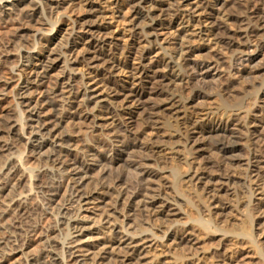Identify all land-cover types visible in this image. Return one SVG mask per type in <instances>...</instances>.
Masks as SVG:
<instances>
[{
	"label": "rangeland",
	"instance_id": "obj_1",
	"mask_svg": "<svg viewBox=\"0 0 264 264\" xmlns=\"http://www.w3.org/2000/svg\"><path fill=\"white\" fill-rule=\"evenodd\" d=\"M54 1L47 0L45 4L40 5L37 0H32L30 5L35 4L39 12V7L42 6L44 14L40 12V14L27 15L23 10L26 8L23 2L27 0H0V5L15 6L12 7L13 11L0 14V127L6 120L13 119L18 114H22L24 118L30 116L28 112H21L23 108L20 102L23 100L18 97L23 78L27 77L26 68L23 66V63L24 65L26 63V57H37L40 53L48 54L47 51L58 41L71 45L79 43L86 37L91 39L90 35L86 34V29L89 27L109 26L110 30L104 33L105 35H96L95 39L99 42L105 37L109 43L115 46L117 44L120 48L128 46L143 32H151L149 26L144 25L142 21L133 23L132 16L123 7L124 3L109 7L107 3L94 2L95 7L92 10L86 0ZM243 1L220 0L215 3L213 0L206 2L174 0L171 3L173 8L171 9H178L179 21L170 28L162 27L151 32L149 37L151 45L142 47L139 54L133 56L134 59L129 60L127 65L125 60L119 57L120 67L127 68L126 72L121 73L122 69L118 67L116 73L108 78L103 72L102 61L87 67L86 64H82L71 72L63 60L51 71L50 77L43 86L30 90L31 94L27 96L31 102L43 101L45 98L52 97L50 91L57 88V82L61 77L76 75L81 76L80 78L85 77L86 81L95 77L100 84L97 87L100 90L99 93L111 97L112 90H104L103 83L110 84L113 88L130 89L133 86L132 72H130L132 64L139 66L142 63L149 66L160 61L163 63L160 72L171 79L173 76L174 79L173 82H166L169 84L166 89L168 94L146 96L143 99L144 108L137 105L132 109L135 111L132 119L134 131H140V128L144 127L142 126L144 115L152 111L158 112L154 116L158 127L152 131V134L147 135H149L148 139L152 135L151 139H158L161 143L159 144L166 148V151L160 164L150 168L157 175L154 181L145 180L140 185L139 179L149 169L137 163V154L123 151L116 144H111L114 135L109 129L86 130L82 127L80 120L65 121L60 129L72 142L74 141V146L71 147L72 156L66 161L65 167L69 168L74 161L78 163L77 167H71L70 169H73L66 172H55L51 164L39 158L31 145L26 142H18L11 136L6 137L11 142V149L6 154L15 158L18 163L13 169L15 174L19 176L24 173L23 175H27L24 177L38 180L31 183L34 202L33 208H29L28 212L2 215L0 208V240L14 236L12 248L22 246L25 250L22 252L23 255L21 253L14 257L15 259L8 257L5 264H44L47 261L46 256L49 255L47 240L52 237L64 245L65 249L69 247L68 242L77 240L74 247H76L75 250H79L78 255L86 259L84 264H120L127 252L126 248L121 250L117 242L123 236H134L138 240L147 239L157 244L159 260L163 264H224V262L264 264V196L261 194L264 193V189H262V181L255 176L257 172H262L264 177V166L256 173L252 172L253 169L248 160L251 148L244 141L243 125H241L242 120L245 124L246 121L264 118V57L256 53L242 54V56H253L256 59L237 68L234 66L233 59L241 57V54L236 51H230L233 53L230 54L224 47L215 45V40L220 38V34L225 30L224 34L228 33L232 36L240 34L241 31L238 30L240 27L235 26L239 24H233L227 19L240 12ZM126 13L127 16L124 17ZM187 19L190 20V24L187 23ZM212 22L219 27L220 32L215 33L218 34V38L212 34L213 25L210 24ZM243 46L240 45L241 48ZM106 49L107 52L110 50L109 47ZM142 52L147 54L143 60L139 58ZM178 52H183V55L191 61L210 59L214 62L218 59L222 65L216 73H211L215 77L208 78L210 83L236 82L232 84V87L230 86L231 88L226 87L219 91L215 85L211 89L208 86L202 90L201 86L194 81L183 80V83L178 81L179 77L183 78V73L176 67L177 59H169L171 55ZM83 54L84 50L81 46L74 55L81 59ZM72 56L70 59L74 60L76 57ZM245 72V76L240 78V75ZM253 82L256 83L255 89L251 86ZM156 86L160 87L155 83L152 88ZM60 91L61 87L56 94L63 95L64 93ZM198 94L204 95L197 98ZM60 95L56 97V101L61 100ZM123 98L117 100V106L105 103L101 106L117 107L120 110L119 104L122 103ZM74 107L76 109L77 105ZM68 108V112L74 111ZM81 110L85 109L81 108ZM177 111L178 113H208L204 120L199 121L200 134H197L198 147L195 152L184 148L183 140L177 137V132L172 127L176 117L174 112ZM221 112L225 113L222 117ZM217 115L221 117V120L212 122L215 117H218ZM129 118L127 115L125 121ZM27 124L32 123L27 121ZM257 124V127L251 125L249 129L255 130L257 135L263 137L264 123ZM126 137V135L122 137L123 141L127 143L133 141V136L129 137L132 141ZM217 142H222L218 149L215 147ZM226 149L232 150L227 154V158L235 162L234 171L226 173L215 167L207 170L198 169L203 163L218 162ZM261 157L263 158L264 155H260V159L263 160L264 158ZM4 160L3 157L0 159V165ZM104 166L107 167L104 168ZM109 169L112 173L123 170L125 173L121 176L124 177L123 181L110 182L105 177ZM174 169L179 171L178 176L174 177L172 174ZM58 181L61 186H58ZM74 181L80 184L87 183L84 186L85 189L92 191L90 200L84 202L85 204L74 202L75 199L71 195ZM88 182H94V184L99 182L97 184L107 188L104 190L100 186V188H94V185L91 186ZM148 184L160 189V195L156 198L147 195L145 189L149 186ZM213 188H224L222 192L216 190L212 193L217 194L223 201V206L227 208L222 209L224 211H221V207L218 208L217 205L207 209L200 198ZM253 189L256 191L255 194H252ZM153 199L160 202L154 211L162 212L165 210L163 205H166L169 206V215L161 220H155L145 212L144 215L150 218L144 222L145 217L135 211L136 206L149 203ZM63 206L69 208L74 217L77 216V220L82 223L84 228L82 233L69 236L68 228L61 224ZM261 206L262 211L257 212ZM198 215H201L203 219L212 216L211 229L208 233L200 230L193 221V218ZM195 226L196 237H192L190 244L181 245L180 241L171 242L166 234ZM242 226L247 227L248 234L253 237V240L241 230ZM20 227H25L27 232L20 230ZM261 233L262 236H260ZM59 248L58 244V251L61 252L58 253L62 259V263L59 261L58 264H73L70 259L69 261L66 259L64 249ZM27 252L31 254L28 256ZM184 252L188 253V258L183 262L177 261V255Z\"/></svg>",
	"mask_w": 264,
	"mask_h": 264
},
{
	"label": "bare ground",
	"instance_id": "obj_2",
	"mask_svg": "<svg viewBox=\"0 0 264 264\" xmlns=\"http://www.w3.org/2000/svg\"><path fill=\"white\" fill-rule=\"evenodd\" d=\"M45 1L37 0V3L43 5L45 4L44 3ZM50 1L55 2L54 0H50ZM86 1L88 2V5L92 10L95 7L93 4L94 2H98L100 4L107 3L109 7H111L112 5L120 6L121 3H124L123 7L124 9H127L126 11H128L129 14L132 16L133 23L142 21L144 25L149 26V31H151L152 33L157 31L158 28H162V27L170 28L177 21H179L180 14L178 15V9L172 10L173 8L171 3L174 0H86ZM199 1L206 2L208 0H199ZM219 1L220 0H213V2L215 3H218ZM31 2L32 0L29 1L27 0V2H23L26 4L25 7L27 8V9L23 8V10H25V13H27V15L40 14V12L43 13L44 10L42 6L39 7L40 9L39 12L35 4L34 5L31 4L32 6L30 5ZM12 7L15 6L13 4L0 5V14H4V13L6 14L7 11H13ZM239 11L240 12L237 15H234L233 17L231 16L227 19V21H231V23L233 22V24L234 23L239 24V25H235L237 27H240L238 30L241 31L240 34L237 36L234 35L232 36V34L228 35V33L224 34V32L226 31L225 30L224 32H222L223 36L221 33L220 38H218L217 37L218 34L216 35L215 33L219 31V27L213 22L210 23L213 25L212 34L218 38L217 40H215V45L222 46L225 49H227L229 52L236 51L239 54H241L240 55L241 57L238 56L235 59H233L234 66L237 68L240 66H244L245 63H250L251 61L256 59L253 56H247V57L242 56V54L256 53L257 55H262L264 57V0H244L242 3L241 10ZM126 16L127 13L124 17ZM187 23L190 24L189 19H187ZM108 30H110L109 26L98 27V28L89 27L88 29H86V34L90 35L91 39L86 37L83 38L79 43L77 42L76 44H71V45L68 43L64 44L61 41H58L51 49H49V51H47L48 54L40 53L39 55H37V57L34 56L26 57V61H25L26 63L25 65L23 63V66L26 68L25 71H27V77L23 78L22 84L19 87L18 97L19 99L23 100L22 102H20L23 108L21 112H28L30 116L28 118H24L22 114H18L13 119L6 120L3 123V125L0 127V159L2 157L5 158V160L1 162L3 166L0 165V208L2 215H7L10 213L15 214L17 212H22V213L28 212V210H30L29 208H33L32 203L34 202L33 201L34 193L32 190L31 183L34 181L37 182L38 180L37 178H34L37 180H33L31 178L24 177L27 176V175H23L24 173L20 174L19 176L18 174H15L13 169L16 168L18 163L15 158L10 157L9 154H6L11 149V142L6 137L11 136L15 138V140L18 142H26V144L31 145L32 150L39 158L43 159L46 163L51 164V167L52 169L55 170V172L57 171L66 172L67 170L69 171L71 167L75 168L78 166L77 165L78 163L74 161L76 159H74L73 160L74 162L72 161L73 164L71 163L72 165L69 168L65 167L66 161H68V159L72 156L73 151L71 152V147L73 148L74 141L72 142V140L69 139V136L61 132L60 129L62 128V125L65 123V121H69V120L71 122L73 120L75 121V119L80 120L83 124L82 127H85L86 130L106 128L112 131L114 137L110 143L116 144L118 148L123 151L126 150L133 152V154L134 153L137 154V158H138L137 163L140 164L145 169H149L146 172V174L139 179V184L142 185L143 181L145 180L151 182L154 181L153 179H156L157 175L155 171L150 170V168H154L158 166V164H160L164 152L166 151V148L160 145L161 143L160 141L158 142V139H156L157 141L155 139H151L153 135L151 136V138L148 139L149 135L147 134H152V131L157 129L158 122L154 118V116H156L158 112L152 111L144 115L145 118L143 119L144 122L143 124L145 125L142 124V126L144 127L140 128V131L137 130L134 131L133 128L134 124L132 122V119L134 117L135 111L132 109L133 106L136 107L137 105L142 106V108H144L143 99L146 96H153V95L164 96L168 94V90L166 89H168L167 86L169 84L166 82L167 81H169V83L171 81L173 82L174 79L173 76L171 79L169 76L164 75L162 74V72H160V68L162 67L163 64L161 63V61L157 63H153L152 65L149 64V66L144 65L142 63L139 66H134V64H132L133 66H131L132 68L130 72H132L131 77H132L133 86L130 89H128L127 87L113 88L110 87V84L103 83L102 88H104V90H108V89L112 90L113 95L111 97L107 95H103L101 92L99 93L100 90L97 89V87L100 84L99 82L96 81L95 77L92 78L91 80L88 79L89 81H86V79H84L85 77L80 78L81 76L77 77L76 75L74 76L67 75L61 77L60 81L57 82V88L55 87L54 89H52V91H50L52 97L45 98L43 101L31 102L27 96L28 94H31L30 90H32L34 87H40L45 84L46 80L50 77L51 71L59 64L60 61L64 60V62L67 63L68 70H70L71 72H74L75 67L80 66L82 64L84 65L86 64L87 67V66H93L98 61H102L104 64L103 72H105L104 73L105 76L110 78L112 75H114V73H116L118 67L122 69L121 73L127 71V68L120 67L121 60L119 59V57H122L125 60L126 63L125 65H127L128 61L131 60L133 56L139 54V50H141L142 47L144 48L146 45H151V41L149 38L151 32H145V33L143 32L142 35L136 37V39H134L130 44H128V46H123L121 48L117 46V44L115 46V44L109 43V41L105 37L99 42L97 41L98 39L97 40L95 39L96 35L103 36L105 35L104 33H106ZM209 32H211V30ZM100 37L101 36H99V38ZM240 42L243 43L241 44ZM240 45H244L243 48H241L242 46L240 47ZM251 45H255V47H251ZM81 46L84 50V54L82 55L81 59H78V56L76 57L74 54L78 49V47ZM107 47L110 48L108 52L106 49ZM231 52L230 54H233ZM146 55L142 52L139 55L140 56L139 58L143 60V58H145ZM71 56L72 57L75 56L76 58L72 60L73 58L70 59ZM169 59L170 60L177 59L176 67L180 72L183 73V78L179 77L178 81L180 82H182L183 80L194 81L199 86H201L202 90H204L206 87L208 88V86L211 89V87H214L215 85L216 89L218 88V90L220 91L225 89L226 87L227 88L230 86L232 87V84L236 82V81L235 82L227 81V83L225 82L223 83L225 85H223L222 82L213 84L208 81L209 77L210 78L215 77L211 73L212 72L216 73L219 70L220 66L222 65V63L218 59L214 60V62H211L210 59L201 60V61H191L190 59H188L186 56L183 55V52L182 53L178 52L177 54L171 55ZM244 74H246V72L241 74L240 78H243L245 76ZM155 83L159 84L160 87L157 88L156 86L155 88H152V86L155 85ZM251 86L255 89L256 83L253 82ZM60 87H61L60 92L64 93L66 96L64 94L63 95L62 94L60 95L59 93L58 95L56 94L60 90ZM59 95L61 96V100L56 101L55 99ZM202 95L198 94L196 95V97L198 98ZM122 97L124 98L122 103L119 104L120 110H118L117 107L108 108L109 106L106 107L101 106V104L104 103L108 105L113 104V106L114 105L117 106V100ZM74 105H77L76 109H74L75 108ZM68 107H70V110L74 109V111L68 112L69 110ZM81 108H84L85 110L82 111ZM174 113L176 114V117L174 116L175 123L172 127L176 130L177 137H180V139L183 140L185 145L184 148L195 152L196 148L198 147L197 134L198 133L200 134L199 121L204 120L205 117L208 116V113H204V112L178 113V111ZM224 114H225L224 112H221L220 113L221 117ZM127 115L130 118L128 121H125V117ZM221 117L219 116L215 117V119L212 122L214 123L219 122L221 120ZM210 118L211 117H209V119ZM27 121L28 122L30 121L32 124L28 125ZM242 122H243V124H241L243 125L242 135L244 141L251 148L250 153L248 154V160L251 163V169H253L252 172L256 173L258 170L263 169L264 166V161H263L264 157L263 158L261 157L263 160L260 159V155H264V146H263L264 136L260 137L259 135H257L255 130H250L249 128L251 125L253 127L254 126L257 127L256 126L257 123L258 124L264 123V118L259 120H253L250 122L246 121L245 124L243 120ZM122 134L123 136L126 135L128 138L133 136V141L130 140L131 138H129V140L132 141L131 143H127V141L126 142L123 141ZM146 136L147 139H145ZM221 145L222 142H217L215 147L218 149L220 148ZM231 151L232 150H228V149L224 150L222 156L220 157L218 156L219 157L218 162L217 161L206 162L205 164L204 163L201 165L199 164L200 168L198 169L207 170L209 168L215 167L218 168V170H222L226 173L234 171L233 169H235L234 168L235 162L232 159L227 158V154ZM106 167L107 166H104V168ZM172 174L174 175V177L178 176L179 171L174 169L172 171ZM122 175H125L123 170L112 173L109 169V171L106 172L105 177L109 179L110 182H114L116 180H120V182H122L124 178L121 177ZM255 176L256 178L259 179V181L260 180L262 181L263 183L262 189H264V177L262 172L261 173L257 172ZM58 183H59L58 186H61L60 185L61 183L59 181ZM89 183L90 182H88V184ZM97 183L94 184L93 182L90 184L91 186L93 184L94 188L101 187V189L103 190L107 188ZM145 183H147V181ZM86 184L84 183L80 184L74 181V186L71 187L72 188L71 195L75 199L74 202L82 204L90 200L91 197L90 193L92 191L89 192L85 189L84 186H86ZM216 190L218 192L219 191L222 192L224 188H213L211 189V191H209V193L207 192L206 195L204 196L201 195L200 198L207 209L217 205L218 208L221 207V211H224L227 208L223 206L222 204L223 201L219 199V196L217 194L215 193L212 194ZM145 191L147 192V195L153 198H156V196L160 195V189L154 188L150 185L146 187ZM255 193L256 191L253 189L252 194ZM261 194H263L264 196V193ZM159 203L160 202L158 200L153 199V201L149 203H142L136 206L137 209L135 211L137 213L139 212L141 215H144L145 212H147L150 214V216L153 219L161 220L163 217H167L169 215V209H168L169 206L163 205V207L165 208L164 211L155 212L154 209L156 208V205H158ZM133 208L131 209L132 212L134 211ZM116 211L118 212V210ZM261 211H262V206L258 208L257 212H261ZM72 214L73 213L70 212L69 208L63 206L61 224L68 228L69 236L80 234L84 231L82 223L79 220H77L76 218L77 216L74 217L75 215ZM128 214H130V212ZM132 215L134 216V212ZM150 216L144 215L145 219L143 221L144 222L148 221ZM212 220H213L212 216H210L208 219H203L201 215H198L193 218V221L196 223L197 227L206 233H208L211 229ZM24 228L20 227L19 229L24 232H27L25 231L26 228L25 229ZM195 229L196 226L190 229H179L176 231L168 232L166 234L171 242L180 241L181 245L190 244L192 237H196ZM241 230L245 233V235H248V237L251 240H253V237L250 234H248L246 226H242ZM260 236H262V233ZM13 240H14V236H11L5 240H0V264H5L8 257L14 258L23 252L24 247L22 246L12 248L11 245L14 242ZM119 240L117 242L121 247V250H124V248L127 249L126 250L127 252L120 264H163V262L159 260L160 254H158V246L157 244L152 243V241H149L147 239L138 240L134 236H123L121 237V239L119 238ZM56 243H58V241L54 237L49 238L47 240V244H48L47 248H49V251L47 253H49V255L46 256L47 261L44 264H58L59 261L62 263L61 261L62 259L58 253L60 252V250L58 251V244L60 245L59 249L61 250L64 249V252L66 254V259L68 261L70 259V261H72L73 264H84L86 262V259H84L81 255L80 256L78 255L79 250H75L76 247H74V245L77 243V240L75 241L72 240L71 242H68L67 244V246H69L67 248L68 250L65 249L64 245H61L60 243L58 244ZM30 254L31 252L28 253V256ZM21 255H23V253ZM24 255L27 256L26 253H24ZM32 256H34V254ZM186 258H188V253L184 252L182 254L177 255V261L180 260L181 262H183ZM224 264L227 263L224 262Z\"/></svg>",
	"mask_w": 264,
	"mask_h": 264
}]
</instances>
